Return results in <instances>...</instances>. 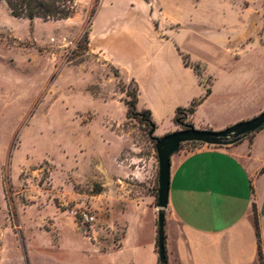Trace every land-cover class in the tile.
Returning a JSON list of instances; mask_svg holds the SVG:
<instances>
[{
  "label": "rangeland",
  "instance_id": "1",
  "mask_svg": "<svg viewBox=\"0 0 264 264\" xmlns=\"http://www.w3.org/2000/svg\"><path fill=\"white\" fill-rule=\"evenodd\" d=\"M140 1L75 0L72 16L60 20L16 17L0 1V264H102V253L121 246L136 203L152 208L131 222L148 262L153 211L157 224L160 211L157 125L129 115L137 81L130 69L141 76L142 112L162 88L146 59L155 54L174 67L179 57L148 47L149 15ZM131 23L137 29L127 36ZM258 34L235 63L253 56L264 67V25ZM201 82L209 87L211 79ZM212 112L203 107L188 122L230 126L219 123L231 117L216 122ZM158 124L162 136L185 129L168 111ZM197 145L184 142L179 151ZM82 211L95 214L92 226L79 220Z\"/></svg>",
  "mask_w": 264,
  "mask_h": 264
},
{
  "label": "crops",
  "instance_id": "2",
  "mask_svg": "<svg viewBox=\"0 0 264 264\" xmlns=\"http://www.w3.org/2000/svg\"><path fill=\"white\" fill-rule=\"evenodd\" d=\"M140 3L149 15L148 47L168 48L179 57L174 67L156 61L155 54L146 59L147 65L154 66V77L162 87L154 100L144 104L152 111L157 136H162L158 119L164 120L166 111L174 120L178 107L188 106L194 98L205 95V85L193 67L185 65L182 53L187 54L191 62L201 63L204 78L211 79L210 94L189 116L193 121L203 107L213 110L209 116L213 121L231 117L219 123L223 127L251 119L264 110L261 61L252 56L246 64L234 62L246 58L243 56L248 54L255 35H260L264 25V1L142 0ZM103 5L101 1L92 21L93 35ZM111 20L113 18L106 19L102 25V35L108 34ZM133 27L131 23L125 28L127 36L137 29L136 24ZM113 62L120 65L115 58ZM130 72L139 84L142 101L141 76L131 69ZM133 210V218L126 220L127 231L121 246L102 253L106 258L102 264H159L156 212L153 211L155 238L147 262L142 257L140 239L131 237V222L138 221L135 214L152 208L144 209L136 203ZM167 211L165 233L169 264H261L259 243L264 255V129L232 144L204 143L192 150L174 153Z\"/></svg>",
  "mask_w": 264,
  "mask_h": 264
},
{
  "label": "water",
  "instance_id": "3",
  "mask_svg": "<svg viewBox=\"0 0 264 264\" xmlns=\"http://www.w3.org/2000/svg\"><path fill=\"white\" fill-rule=\"evenodd\" d=\"M264 126V111L255 117L239 121L222 130L200 129L192 125L189 128L170 132L157 139L159 160L158 189V253L161 264H165V209L169 203L171 157L179 151L184 142L198 141L212 145H227L235 143Z\"/></svg>",
  "mask_w": 264,
  "mask_h": 264
},
{
  "label": "trees",
  "instance_id": "4",
  "mask_svg": "<svg viewBox=\"0 0 264 264\" xmlns=\"http://www.w3.org/2000/svg\"><path fill=\"white\" fill-rule=\"evenodd\" d=\"M0 1H6L9 9L12 12V15L16 17H28L30 19L33 18H42L45 20L65 19L72 16L75 9L74 8L75 0H0ZM182 58L185 65L193 67V69L199 75L202 81L204 79L203 65L201 63L191 62L187 54L182 53ZM205 87L206 90L204 96L196 97L191 101V103L188 106H180L176 109L174 121L177 124H180L184 128H189L193 125L192 123L188 122L189 116L195 113L198 106L203 102L205 97L208 96L211 92L210 86L209 87L205 86ZM129 95L132 97V99L127 102L129 106V115L132 114L135 117L144 116L145 120H147L150 123V125L155 129L156 123L153 119V114L151 109L146 108L142 112L137 110V104L139 102V95H140V88L137 81H136L135 91H133L132 94L129 93ZM261 129H264V126ZM153 139L157 141L158 136H154ZM190 143L204 144L203 142H198V141H190ZM255 223H256L257 236L258 238H260L257 215H256ZM157 239H158V235H157ZM157 250H158V241H157ZM165 253H166L165 264H169L167 250H166V233H165ZM259 260L261 264H264V255L260 243H259ZM159 264H161L160 258H159Z\"/></svg>",
  "mask_w": 264,
  "mask_h": 264
},
{
  "label": "built area",
  "instance_id": "5",
  "mask_svg": "<svg viewBox=\"0 0 264 264\" xmlns=\"http://www.w3.org/2000/svg\"><path fill=\"white\" fill-rule=\"evenodd\" d=\"M79 220L84 224L92 226L96 220V216L93 212L82 211L79 215Z\"/></svg>",
  "mask_w": 264,
  "mask_h": 264
}]
</instances>
